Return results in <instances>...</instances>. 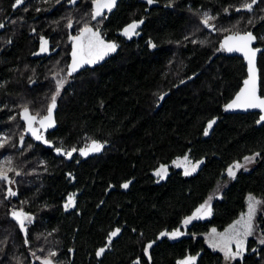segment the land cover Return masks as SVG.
<instances>
[{
	"label": "trees",
	"instance_id": "trees-1",
	"mask_svg": "<svg viewBox=\"0 0 264 264\" xmlns=\"http://www.w3.org/2000/svg\"><path fill=\"white\" fill-rule=\"evenodd\" d=\"M14 2L0 0V22L38 16L39 21L72 22L76 30L96 25L93 0H79L73 7L56 6L57 0H28L13 11ZM249 2L154 0L149 5L121 0L102 34L116 50L72 76L57 99L52 144L62 155L29 140L17 150L20 109L9 104L21 97L37 101V86L24 93L16 88L0 92V132L7 134L0 141V159L7 154L11 161L7 168L0 166L12 169L8 176L16 193L9 196L0 181V264H41L44 259L54 264H178L188 257H197L196 264H223L222 254L206 244L205 236L236 221L246 210L248 195L264 202V125L257 126L258 113L225 109L246 77V65L227 55L222 38L252 32L256 47L264 49V0L250 12L242 8ZM205 13L213 17L212 27L201 23ZM133 22L139 24L136 39L116 34ZM19 37L5 60L16 64L21 56L23 68L34 61L23 50L25 38ZM257 65L264 97V51ZM29 111L41 115L45 109ZM210 121L215 122L205 135ZM93 141L102 150L81 157L78 152ZM67 152L73 155L67 157ZM185 157L203 163L185 175L174 166ZM244 157L254 160L230 178L227 169L245 164ZM161 166L166 168L163 178L155 174ZM110 186L114 189L106 196ZM70 194L78 195L77 208L64 215L61 203ZM206 202L210 217L185 225ZM13 212L32 218L25 231ZM115 229L120 235L98 257L97 250ZM177 230L183 233L177 239L161 238V233ZM261 240L264 203L257 206L243 256L230 264H264Z\"/></svg>",
	"mask_w": 264,
	"mask_h": 264
},
{
	"label": "snow or ice",
	"instance_id": "snow-or-ice-1",
	"mask_svg": "<svg viewBox=\"0 0 264 264\" xmlns=\"http://www.w3.org/2000/svg\"><path fill=\"white\" fill-rule=\"evenodd\" d=\"M59 2V0H57ZM70 3H75V0H69ZM22 3V0H15V4L13 7H17ZM149 5L154 3V0H147ZM258 3V0H250L249 3H245L242 8L246 11H252L253 6ZM93 12L92 18L95 19L96 17L101 15L102 9H107L109 11L116 5V0H93ZM241 9H237L240 11ZM213 17L209 16L205 13L204 18L202 19L201 23L204 24L205 27H212L209 21L212 20ZM141 21L140 23H142ZM0 27H3L0 24ZM69 27H71V22H69ZM139 27V24L133 22L132 24L128 25L123 30V35L131 38L133 35H138L136 29ZM87 37V43H85V38ZM73 40V51H72V64L69 65V75L76 72L80 67L83 65H91L97 63L99 60H102L108 53L114 52L116 50V45L112 43H105V41L101 38L99 32L93 31L87 25L81 29L80 35L77 37H71ZM256 39V37L251 33L247 32L242 35L237 34L234 36H228L224 43L222 44V48L228 52H241L244 55L245 60L248 64V78L244 81V87L241 88L240 92L236 95L235 99L226 105V109H234V108H241V109H259L261 112L259 120H257V124L264 123V98H261L257 95V70H256V56L257 52L260 51L259 49L251 47L252 42ZM47 40L41 37V52L47 51ZM153 46L154 45H151ZM63 85V81H59L57 83L56 93L51 97V103L47 109V115L37 120L36 116L29 114V109L24 107L21 117L26 121L27 124V131L31 132L32 135L35 137L36 140H42L43 137L40 134L39 130L33 127L34 123H39L41 128H50L54 124L53 120V110L56 107V100L57 96L60 94V88ZM163 98V97H161ZM215 121H210L208 127L205 129V135L208 134V130L212 127ZM23 139V137H21ZM47 143V141H45ZM4 146L3 143H0V148ZM103 148V145L93 141L91 145L88 147L87 150H80V154L82 156H86L89 152H100ZM57 153H61V149H56ZM75 151V149H73ZM66 155L71 157L72 152H67ZM259 155V154H257ZM187 162V157L184 158ZM245 163H251L254 160V157H244ZM6 163L11 164V161H7ZM199 163H202L199 162ZM180 167L181 165H177ZM198 167V164H192L191 167H185V175H190L192 172H195ZM243 165L236 163L230 166L227 169V175L230 178L236 177V170L242 168ZM246 170V169H245ZM12 171L11 168L7 170L4 167L0 166V181H7L11 184L13 181L9 178L8 172ZM166 173V168L161 166L159 170L155 173L157 176L163 178V175ZM19 175V173H17ZM130 183V182H129ZM129 186L128 183L122 185L123 188H127ZM9 196H15L16 193L9 188L8 190ZM249 203H248V212L245 216H243L240 220L236 222L235 225L231 226L227 235H222L219 241H214L211 246L213 248H219L220 251L224 253V258L226 261L235 260L237 257H242L244 253V240L246 237L252 235L253 225H252V218L256 213L257 206L261 203H264L260 200H257L255 197L249 196ZM75 201L72 196H69L67 203L65 204V209L72 207ZM210 214V209L207 208V203L202 205L200 209H197V213L193 214L192 217L186 219L183 223L185 225L189 224L191 220L197 218H203V215ZM13 218L16 219L20 226L21 231L26 230V223H31L32 218L23 212H13ZM120 229H116L115 231L110 233L111 237H116L119 233ZM215 233V230H213ZM161 236H168L170 239H175L177 236L183 235L180 231H175L172 233H161ZM235 243L236 249L233 251L231 245ZM261 244H264V240L260 241ZM148 247H151L149 245ZM105 251L104 248H101L97 251L96 255L99 257ZM148 248H145V254H147ZM56 253H50V256H55ZM39 259V257H37ZM195 257H189L184 261L179 262V264H194ZM41 264H53L51 259H44L42 260Z\"/></svg>",
	"mask_w": 264,
	"mask_h": 264
},
{
	"label": "flooded vegetation",
	"instance_id": "flooded-vegetation-1",
	"mask_svg": "<svg viewBox=\"0 0 264 264\" xmlns=\"http://www.w3.org/2000/svg\"><path fill=\"white\" fill-rule=\"evenodd\" d=\"M26 1L28 0H22V3L18 5L17 7L12 6V10L14 11L16 9L23 8ZM120 1L121 0L116 1V5L112 8L111 11L107 9H102L101 15L97 19L93 20L92 18V21L96 22L95 27L88 25V27L91 28L93 31L99 32L101 38L107 43L115 44L113 41H106L104 36L102 35V34L104 35L106 34L105 33L106 27L104 26V24L107 21V19L110 17V15L112 14V12L115 10L116 6L120 3ZM144 2L147 3V0H144ZM61 3H65L66 6H68L69 0H61L58 3V5ZM93 8H94V5L92 4V12H93ZM37 9H39V7ZM50 11H52V9L49 10V12ZM37 17L38 16H36L35 19L33 20L20 19V20H13V21L8 20V21L0 22V24L3 25V27H0V34H1L0 36V92L6 93L16 88L19 90V92L23 91L22 93H24L31 87L37 86V90L35 92L38 93L39 95V96L37 95L38 96L37 101H34L31 98L29 99V98L21 97L22 100L20 102L18 103L14 102V103L9 104L12 108L20 109L19 121L22 125L21 137L24 136L25 124H26V121L22 119L21 117V113L24 107H27L28 109L29 108H36V109L44 108L45 112L41 115L38 113H35V112L33 113L29 111L30 115L36 116L37 120H39L40 118L47 115V109H48L49 104L51 103V97L56 93L57 83L59 81H63V85L60 88V93L64 89L66 88L68 89L69 86L71 85L70 84L71 77L74 76V75H69L68 73V66L71 61L72 50H73V40L71 39V37H77L80 34L81 29H82L80 28L76 30L72 22H71V27H69V22L39 21V20H36ZM138 28L136 29L137 33H138ZM124 29L116 33L122 39L131 40L134 38L136 39L138 37V35H133L131 36V38H129L123 35ZM18 35L20 37L23 36L25 38L26 46L24 47L23 50L25 53H27L28 58L34 61L33 64H29V65L25 64L24 66L25 68L24 67L22 68V65L25 62L23 58H20L21 56H19L18 59L16 60L18 62L16 64L12 63L10 60L9 61L5 60L7 58L6 53L8 51H11L13 48H15L14 42L17 40L16 37ZM41 37H43L48 42L46 52L40 51ZM84 42L87 43V37L85 38ZM4 61L10 62V64H6L4 63ZM26 67L28 68L26 69ZM58 97L59 95L57 96V99ZM57 101L58 100H56V107L53 110V120H54V113L58 105ZM33 127L38 129L42 137H44L48 142L52 143V140L55 139L54 131L56 130V127H57L55 120H54L53 126L50 128H46V129L41 128L39 123H34ZM6 137H7V134L0 132V141L6 139ZM26 140L31 141L33 145L42 146L44 149L49 150L51 153L62 155V153H57L54 145H53V148L50 149V148L44 147L40 143H35L31 137H26L24 141ZM93 153L94 152H89V154L86 155V157ZM9 160L10 158L8 157V155L3 154L2 158L0 159V163L4 167L7 168L6 162ZM11 184L13 185V183ZM5 185L8 187V190H9L10 186L7 181H5ZM69 196H72L74 198L75 203L72 207L66 210L65 204L67 203ZM77 203H78V195H72V194L67 195L64 198V200H62V203H61L62 212L64 213V215H71L76 210ZM25 223L26 225L28 224L27 222ZM163 237L164 236H162L161 238ZM109 238H110V233H108L107 237L104 240V245L101 247V248H104L105 251L107 249L109 250L113 242L116 240V238H113L112 241H109L107 243V240ZM177 238L178 236L175 239Z\"/></svg>",
	"mask_w": 264,
	"mask_h": 264
},
{
	"label": "water",
	"instance_id": "water-1",
	"mask_svg": "<svg viewBox=\"0 0 264 264\" xmlns=\"http://www.w3.org/2000/svg\"><path fill=\"white\" fill-rule=\"evenodd\" d=\"M78 1L79 0H75V3H68V6H70V7H73V6H75L77 3H78ZM117 1V0H116ZM58 5V4H57ZM99 17V16H98ZM98 17H96L95 19H97ZM95 19H93V20H95ZM252 33V32H251ZM242 34H244V33H240V35H242ZM253 34V33H252ZM80 35V34H79ZM78 35V36H79ZM234 35H237V34H229V35H226L225 37H223L222 38V40H221V43L223 44L224 43V41H225V39L228 37V36H234ZM254 35V34H253ZM255 36V35H254ZM256 43H257V40L255 39L253 42H252V45H251V47H253V48H256V49H259L260 51H258L257 52V56H256V70H257V95L258 96H260L261 98H264V97H262L261 95H260V77H259V69H258V65H257V63H258V57H259V55L264 51V49L263 48H261V47H256ZM73 51V50H72ZM226 53H227V55L228 56H230V57H239V58H241V59H243V61H244V63H245V65H246V77L244 78V80L242 81V84H241V86H240V88L238 89V91L235 93V95L232 97V99L226 104V105H228L229 103H231L234 99H235V97H236V95L240 92V90H241V88H243L244 87V81L248 78V64H247V61L245 60V58H244V55H243V53H241V52H236V51H233V52H228V51H226ZM99 63V61L97 62V63H95V64H91V65H83L82 67H80L76 72H74V73H72L71 75H75V74H77L78 72H80V71H82V70H84V69H87V68H90V67H92V66H95L96 64H98ZM72 64V57H71V61H70V63H69V65H71ZM68 73H69V67H68ZM225 109H226V107H225ZM226 112L227 113H230V114H248V113H258L259 114V117H258V120H259V118H260V115H261V112H260V110L259 109H247V110H245V109H241V108H234V109H226ZM261 125H264V123H262V124H257V126H261ZM26 137H31L33 140H34V142L35 143H40V144H42L44 147H46V148H50V149H52L53 148V144L51 143V142H48L44 137H43V139L42 140H36L34 137H33V135H32V133L31 132H29V131H27V124H25V132H24V136H23V139H20L19 140V142H18V145H17V150H20V149H22V147H23V142H24V140H25V138ZM45 141H47V143H45ZM88 148H86V149H84V150H87ZM78 154L81 156V157H86V156H82L81 154H80V151L78 152ZM72 155H73V153H72ZM71 155V156H72ZM68 157V156H67ZM130 182V183H129ZM129 182H127L128 184H129V186L131 185V183L133 182V180H131V181H129ZM128 186V187H129ZM127 187V188H128ZM127 188H123L122 186H121V190L122 191H126V189ZM114 188H113V186H110L107 190H106V196L110 193V191H112ZM103 202V201H102ZM116 230V229H115ZM114 230V231H115ZM120 231H119V233H118V235L116 236V237H111V238H109L108 240H107V243L109 242V241H112V239L113 238H117L119 235H120ZM71 259H72V254H71Z\"/></svg>",
	"mask_w": 264,
	"mask_h": 264
},
{
	"label": "rangeland",
	"instance_id": "rangeland-1",
	"mask_svg": "<svg viewBox=\"0 0 264 264\" xmlns=\"http://www.w3.org/2000/svg\"><path fill=\"white\" fill-rule=\"evenodd\" d=\"M105 43H107V42H105ZM109 54H111V52L108 53V55H109ZM106 56H107V55H106ZM106 56H105V57H106ZM199 162H201V161H198V162H191L189 159H187V162H186L184 158H181V159H177V160L174 162V166H175L176 168L182 170V172L185 173V167H189V168H190L192 164H198V167H197V169H196V171H197V170L201 167V165H202V163H203V162H202V163H199ZM178 164L181 165V166L178 167V166H177ZM248 166H249V164H246V163H245V164H243V167L240 168V169H246ZM196 171H195V172H196ZM192 173H193V172H192ZM9 186H10L9 188H11V190L14 191V187L12 186V184H9ZM249 196H251V195H248V196L246 197V210H245V212H244L243 214H241V216H240L236 221H234L230 226H228L227 228H225L223 231H217V230H215V233H213V230H210L209 233L205 236L206 244H207L210 248L215 249V250H218V251L222 254V256H223V264H230L233 260H232V261H226L225 258H224V253H223L222 251H220L219 248H213V247L211 246V244H212L214 241H219L222 235H227L228 232H229V229L231 228V226L235 225L236 222H237L238 220H240L243 216H245V215L247 214V212H248V203H249V199H248V198H249ZM252 197H253V196H252ZM206 203H207V208L210 209V214H207V215H203L202 213H201V214H198V215H203V218L193 219V220H191L190 223H192V222H197V221H202V220H205V219H207V218L210 217V215H211V204H210V202H206ZM206 203H203L202 205H205ZM202 205H200L197 209H200ZM197 209L194 211L193 214L197 213ZM193 214H192L190 217H192ZM255 214H256V213H255ZM187 219H188V218H187ZM254 220H255V215H254L253 218H252L253 230H254ZM190 223H189V224H190ZM252 233H253V231H252ZM250 237H251V235L248 236V237H246L245 240H244V251H245V248H246V241H247V239L250 238ZM231 247H232L233 251H235V249H236L235 243H232ZM188 258H189V257H188ZM237 258H238V257H237ZM185 259H187V258H185ZM185 259L180 260V262H181V261H184ZM41 262H42V261H41ZM196 262H197V258H195V262H194V264H196ZM53 264H54V263H53ZM178 264H179V263H178Z\"/></svg>",
	"mask_w": 264,
	"mask_h": 264
}]
</instances>
